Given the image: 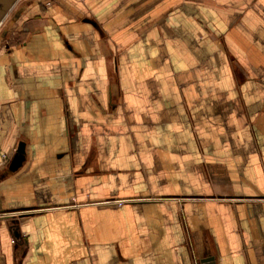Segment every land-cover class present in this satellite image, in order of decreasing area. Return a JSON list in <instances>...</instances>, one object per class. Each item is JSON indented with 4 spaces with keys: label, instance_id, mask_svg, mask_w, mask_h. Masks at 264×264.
Here are the masks:
<instances>
[{
    "label": "crops",
    "instance_id": "0c3cea01",
    "mask_svg": "<svg viewBox=\"0 0 264 264\" xmlns=\"http://www.w3.org/2000/svg\"><path fill=\"white\" fill-rule=\"evenodd\" d=\"M1 29L0 264H264V0H19Z\"/></svg>",
    "mask_w": 264,
    "mask_h": 264
},
{
    "label": "water",
    "instance_id": "95a60500",
    "mask_svg": "<svg viewBox=\"0 0 264 264\" xmlns=\"http://www.w3.org/2000/svg\"><path fill=\"white\" fill-rule=\"evenodd\" d=\"M14 4V2H12L11 6ZM24 161V144L20 143L18 144V147L16 149V153L14 155V157L12 158L11 162L9 163L8 169L10 171H15L17 170L23 163ZM5 213L4 212H0V220L4 219ZM18 234L15 233V236H17ZM212 262V259H205L202 261V263H209Z\"/></svg>",
    "mask_w": 264,
    "mask_h": 264
},
{
    "label": "flooded vegetation",
    "instance_id": "af4514ba",
    "mask_svg": "<svg viewBox=\"0 0 264 264\" xmlns=\"http://www.w3.org/2000/svg\"><path fill=\"white\" fill-rule=\"evenodd\" d=\"M15 1H19V0H0V26L5 21L10 11L12 2H15ZM4 34H5V30L1 29L0 35H4Z\"/></svg>",
    "mask_w": 264,
    "mask_h": 264
},
{
    "label": "built area",
    "instance_id": "2783aa9c",
    "mask_svg": "<svg viewBox=\"0 0 264 264\" xmlns=\"http://www.w3.org/2000/svg\"><path fill=\"white\" fill-rule=\"evenodd\" d=\"M6 160V156L0 152V165L3 164ZM118 204H121V202H119Z\"/></svg>",
    "mask_w": 264,
    "mask_h": 264
},
{
    "label": "rangeland",
    "instance_id": "374dc122",
    "mask_svg": "<svg viewBox=\"0 0 264 264\" xmlns=\"http://www.w3.org/2000/svg\"><path fill=\"white\" fill-rule=\"evenodd\" d=\"M22 1V0H21ZM45 5L47 6V5H49V3H45ZM14 37H17V34H18V32H17V30L16 31H14ZM4 155H5V153L4 152H2ZM6 156V155H5Z\"/></svg>",
    "mask_w": 264,
    "mask_h": 264
}]
</instances>
